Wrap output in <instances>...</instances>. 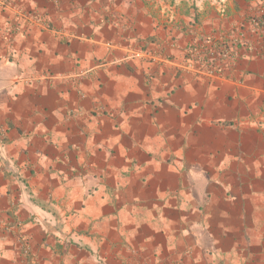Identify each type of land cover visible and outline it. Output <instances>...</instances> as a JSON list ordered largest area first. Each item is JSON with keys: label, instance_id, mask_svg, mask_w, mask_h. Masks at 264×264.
<instances>
[{"label": "crops", "instance_id": "1", "mask_svg": "<svg viewBox=\"0 0 264 264\" xmlns=\"http://www.w3.org/2000/svg\"><path fill=\"white\" fill-rule=\"evenodd\" d=\"M260 2L0 0V264H264Z\"/></svg>", "mask_w": 264, "mask_h": 264}, {"label": "built area", "instance_id": "2", "mask_svg": "<svg viewBox=\"0 0 264 264\" xmlns=\"http://www.w3.org/2000/svg\"><path fill=\"white\" fill-rule=\"evenodd\" d=\"M264 13V0H261L260 5L258 6L257 10H256V14L260 15ZM253 22H255V25H258V21H256V19L253 20ZM204 43L201 47L197 46L196 48H194V50L192 51V55H193V59L196 61L199 56H208L210 60H213V54L214 52L217 50V46H215V42L213 39L210 38H206L204 40ZM222 50H224V55H226L228 53V49L226 47V45L222 46ZM204 53H207V55H202ZM209 60H206V63L208 66H210Z\"/></svg>", "mask_w": 264, "mask_h": 264}, {"label": "trees", "instance_id": "3", "mask_svg": "<svg viewBox=\"0 0 264 264\" xmlns=\"http://www.w3.org/2000/svg\"><path fill=\"white\" fill-rule=\"evenodd\" d=\"M254 19H256V21H258V25H255V22H253V20ZM250 24L252 25L251 26V30L253 31V32H259V31H262L263 30V26H264V13L263 14H260V15H258V14H254V15H252V18H250ZM217 42V41H216ZM221 45L223 46V45H226V43H224V42H221ZM221 45H219V44H217V50L214 52V54H213V60H210L209 59V55L206 57V60H209L210 62V66H212V65H216V61L217 60H221L222 61V59L224 58V57H226V55H224V50H222V46ZM226 47H227V49H228V51H229V45H226Z\"/></svg>", "mask_w": 264, "mask_h": 264}]
</instances>
